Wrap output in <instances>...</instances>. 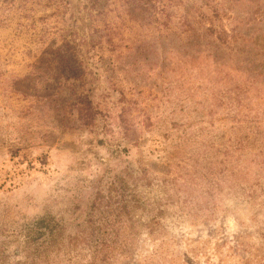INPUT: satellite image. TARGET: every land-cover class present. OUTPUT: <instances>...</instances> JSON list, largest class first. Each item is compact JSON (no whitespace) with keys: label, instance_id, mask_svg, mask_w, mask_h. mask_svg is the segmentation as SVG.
<instances>
[{"label":"rangeland","instance_id":"1","mask_svg":"<svg viewBox=\"0 0 264 264\" xmlns=\"http://www.w3.org/2000/svg\"><path fill=\"white\" fill-rule=\"evenodd\" d=\"M0 264H264V0H0Z\"/></svg>","mask_w":264,"mask_h":264}]
</instances>
